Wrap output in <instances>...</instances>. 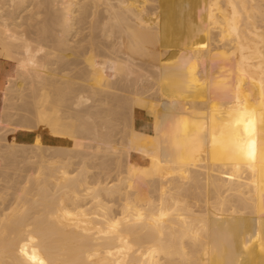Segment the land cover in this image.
I'll return each instance as SVG.
<instances>
[{
	"label": "bare ground",
	"instance_id": "6f19581e",
	"mask_svg": "<svg viewBox=\"0 0 264 264\" xmlns=\"http://www.w3.org/2000/svg\"><path fill=\"white\" fill-rule=\"evenodd\" d=\"M0 57V264H264V0H0Z\"/></svg>",
	"mask_w": 264,
	"mask_h": 264
},
{
	"label": "crops",
	"instance_id": "0c3cea01",
	"mask_svg": "<svg viewBox=\"0 0 264 264\" xmlns=\"http://www.w3.org/2000/svg\"><path fill=\"white\" fill-rule=\"evenodd\" d=\"M15 70L16 64L13 61L0 57V91L8 78L15 73Z\"/></svg>",
	"mask_w": 264,
	"mask_h": 264
},
{
	"label": "rangeland",
	"instance_id": "374dc122",
	"mask_svg": "<svg viewBox=\"0 0 264 264\" xmlns=\"http://www.w3.org/2000/svg\"><path fill=\"white\" fill-rule=\"evenodd\" d=\"M137 122L138 123H142L143 122V119L140 117V116H138V118H137ZM18 140H22V141H29V142H32L33 141V137L30 135V136H28V137H25V136H23V135H18ZM260 204V203H259ZM252 214V213H251ZM257 216H258V221L256 222V226H257V228L255 229V231H250L249 232V236H251V237H255L256 235V237H255V239L257 238H259V241L260 240H262L263 239V237H262V233H263V230H261V226H262V223H264L263 222V220H264V218H263V216L261 215V213H258L257 214Z\"/></svg>",
	"mask_w": 264,
	"mask_h": 264
}]
</instances>
